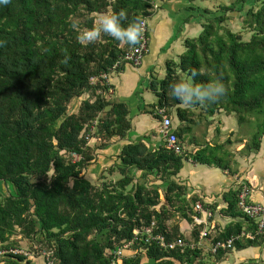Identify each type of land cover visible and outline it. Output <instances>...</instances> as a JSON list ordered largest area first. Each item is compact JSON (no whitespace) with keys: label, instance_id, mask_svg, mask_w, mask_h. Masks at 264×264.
Returning a JSON list of instances; mask_svg holds the SVG:
<instances>
[{"label":"trees","instance_id":"trees-1","mask_svg":"<svg viewBox=\"0 0 264 264\" xmlns=\"http://www.w3.org/2000/svg\"><path fill=\"white\" fill-rule=\"evenodd\" d=\"M156 1L162 0H11L6 7L0 5V182L12 188L0 194L2 264L30 262L27 254L13 252L23 249L20 239L43 246L45 258L53 264H201L196 258L202 252L197 242L203 225L194 224L186 237L178 224H166L176 216L175 211L189 222L190 213H195L185 198V186L175 176L188 158L238 174L233 153L222 151L230 138L212 145L204 138L199 141L191 126L204 122L207 127L211 120L206 115L222 109L236 117L241 137L235 141L243 143L242 153L247 156L260 149L264 138V0H251L244 11L241 22L250 32L249 39L224 23L231 18L230 12L238 5L242 9L248 0L219 3L220 13L206 18L198 35L181 38L183 52L178 51L176 59L165 57L164 73L153 75L151 71L148 88L156 97L154 110L164 108L169 116L175 110L182 121L173 131L176 137L191 132L188 143L200 147L188 151L178 141L183 149L176 153L165 142L156 149H149L142 140L127 142L117 161L100 175L99 184H94L82 171L94 159L95 148L105 147L113 137L124 138L131 128L128 105L112 97L109 76L124 70L128 62L123 56L135 45L107 35L82 45L71 21L78 20L81 29L89 28L96 15L123 9L127 14L123 24L136 18L145 22L143 37L148 51L146 20L159 9L158 18L167 11ZM186 10L183 16L199 12L197 5ZM202 11L213 13L208 8ZM175 22L169 23L176 27L163 50L179 37L181 26ZM193 70L207 74L197 77V82L219 77L226 95L210 105L188 108L171 97L169 84ZM85 93L87 97L79 100L77 110L69 113L72 100ZM93 137L95 146H90ZM134 169L141 170L143 177L155 173L167 182L166 204L159 210L155 208L160 201L157 187L134 182ZM115 170L120 178L106 180ZM240 184L222 193L226 205L220 213L230 221L222 229L214 226L212 234L204 238L209 252L211 243L233 239L229 247L211 252L218 260L232 251L260 246L264 240L263 234L257 233L255 220L238 207ZM203 205L211 208L213 216L216 204ZM151 222L153 236L162 235L166 242L182 237L186 245L167 248L157 237L146 240L142 228ZM125 244L128 246L123 247ZM118 247L122 249L120 258L115 254ZM27 251L36 252L33 245ZM44 264H48L46 260Z\"/></svg>","mask_w":264,"mask_h":264},{"label":"rangeland","instance_id":"rangeland-1","mask_svg":"<svg viewBox=\"0 0 264 264\" xmlns=\"http://www.w3.org/2000/svg\"><path fill=\"white\" fill-rule=\"evenodd\" d=\"M229 1L230 0H215V1L162 0L160 3H159V1H156V3L161 4V6H165L166 10L171 12L169 14V16H167V17L165 16V19L168 18L170 20L166 21L167 23L165 21L159 20L158 14L161 13L160 12L161 9H159L158 12L155 13L150 19L146 20L147 25H148V29H149V34H150V38L148 41V51H147L146 55L144 56V58L142 59L141 66L138 67V66H134L131 64H126L125 70H127V71L129 70L130 72H132V75H133L134 74L133 72H135L133 68H143L144 66H146L147 61H149V60L151 61L153 59V68H151L152 74L155 75L156 73H159V75H162V73H164V69H165L163 59H165V57H169V58L172 57L173 59H176L177 52L179 51L178 53L180 54L184 50L183 44L180 45V50L177 49V48H179V43H177L176 40H175V42H172V45H170L166 50L162 49V44L166 41L167 37H169L172 34L173 30H175L174 27L172 28L171 26H169V23L172 21L175 22V20H176L175 23L180 24V26H181L179 28L180 31H178L177 33L179 36L182 35V36H180L181 38L184 36L186 37L187 35L191 36V37L196 36L200 32L201 24L206 21V18L212 17L215 14L220 13V11H218L219 10V7H218L219 3L227 4V3H229ZM250 4H251V0H248L247 4L246 3L243 4L242 9H240L241 7H239V5H238L237 9L235 11L229 13L231 18L224 22L226 27L230 28L231 30H233L235 32L241 33L243 39H245V40L249 39L250 32L243 29V27H242L243 25H242L241 20L243 18L244 11L247 9L248 6H250ZM189 5H197L199 8V12L198 11L196 12L193 10L190 13L192 15H188L189 17L183 16L184 13L185 14L188 13L186 10V7ZM177 8H180V9L178 11H176ZM205 8H208L213 13L212 14L204 13L202 10H204ZM193 16L195 18H193ZM181 19L183 20V22H180V21H182ZM184 20H187V22H184ZM175 27H176V25H175ZM165 28H168V30H166ZM183 30H184V32H183ZM181 38H179L177 40H181ZM111 77H112V81L118 87V85L120 84V78L122 79V75L118 72H115L111 75ZM119 93L121 94L123 92L119 91ZM114 95L112 94V97L115 98L116 96H114ZM86 97H87V94L85 93L83 96L79 97L78 99H73L72 102L68 106V112L69 113L75 112L78 108L79 100L86 98ZM174 111L175 110H173L171 112V115L173 114L172 115L173 119L175 117ZM195 111H196V113L199 112L198 109H196ZM215 114H227V113L222 109V110L216 112ZM218 118H220V117L216 116V119L215 118L212 119V122L209 125L210 130L207 133H209V137L211 138V142H213V140L216 138H218L219 141H222V142H225L228 138H231L232 139V140L230 139L231 143L226 144L225 148H227L229 151L231 150L233 152L234 158L236 157V162H239V163H237V166L241 165V164L244 166L247 165V163L250 162L251 159L246 158L244 153H242V151H241L242 147L240 148V143L235 141V139L241 137V135H239V133L238 134L235 133L233 135L228 134L229 130L236 131L238 128L236 117L234 115L233 116L231 115V117L226 118V122L228 124L230 123L228 130H225L224 127H222V126L220 128V124L217 122ZM191 126L193 128L195 136L199 139V141H202L204 136L202 137V135L200 133L202 131V128L205 127L204 122H201V123L199 122L196 126H195V124H193ZM214 127H215V129H214ZM191 134H192L191 132H187L186 134H184L182 136V138H181V136L180 137L177 136L178 137L177 139H178V141H182L183 146H184V144L187 142L188 138L191 137ZM262 141H263V143H262L263 146H262V151L260 154V159L257 160L260 162V166L257 167L260 171L254 170L253 175H251V173L247 174L245 172L243 175L246 178H248V179H246L248 181V183L251 179H253V180L257 181L259 184L258 185L259 188H256V191L253 192L252 198L257 199L258 196H261L263 198V200L260 199L261 201L258 200L259 202L258 201L254 202V201H250L249 200L250 196H248L249 199L247 198V201L250 203H259L262 206H264V138L262 139ZM94 143L95 142H92V141L89 142V144H91L92 146L94 145ZM222 153H224V152H222ZM224 154H226V152ZM188 160L183 161V167H187L189 165L188 163H190V162H188ZM98 165H99V161L89 165L86 168L87 169L86 178L89 181H94V184H99L100 176H96L94 178L92 176L93 175L92 173L94 172L92 168H96V167H98ZM105 165H106V162L103 161V164L101 166V170L102 169L104 170ZM205 167L206 166H202L199 168H205ZM97 171H98V169H97ZM97 171L94 172V175L96 173H100V171H98V172ZM107 176L111 180H114V181L117 180L118 178H120V174L117 170L112 172V174H108ZM234 176H237V181H239L238 183H246L245 179H242V177L239 176V174H235ZM247 188H248V185H247ZM11 190H12V188L10 185L3 183V182H0V194H6L7 192H10ZM175 214H176V216H173L169 220L170 224L171 223L172 224H175V223L179 224L182 221V219H184L180 215V213H175ZM212 219H213V216L210 218V220L208 221V224H207V231H208V233L210 232L211 234H212V231H214L213 230L214 226L218 225L219 229H222V227H224V225L228 223V220L230 221L229 217L222 215L218 210H217L216 215L214 216V219H213L216 221V223H215V221L213 223L210 222ZM253 219L255 220V224L257 226V219H255V218H253ZM193 226H195V225H193V223H192L191 229L190 228L186 229V230H190L188 232H185L184 230L181 231L182 235L189 237ZM188 227H190V226H188ZM203 228H204V225L200 229H203ZM257 233L263 234V238H264V226L262 227V229L260 231L257 230ZM13 237L14 238L15 237L20 238L19 235H15ZM208 244H209V242L206 239L200 240L199 243L197 242V246L199 248H201L202 252H201V255L197 256L196 262L200 261L201 264H264V240L258 248L251 247V248H255V249L252 250L250 248V249H248V251L246 250L247 253H239V252H237V250H236V253H235V251H232V252L224 255V257L222 259L220 258L219 260L211 252H209ZM31 245L34 246V248L36 250L35 253H28L27 249ZM20 247L23 248L22 250H26L25 254H27V257L30 260L29 263L23 262V264H44L45 260L47 261L48 264H53V262L50 258H48V257L45 258V253H46L45 248L43 246H41L40 244L32 243L29 241L27 242L26 239H24V240L20 239ZM14 250L16 252L22 251L21 249H14ZM3 251L4 250H1V252H3ZM1 258H2V256L0 255V260H1ZM146 262H147V259H142V263H146ZM175 263L178 264L177 261H175ZM0 264H2L1 261H0Z\"/></svg>","mask_w":264,"mask_h":264},{"label":"crops","instance_id":"crops-1","mask_svg":"<svg viewBox=\"0 0 264 264\" xmlns=\"http://www.w3.org/2000/svg\"><path fill=\"white\" fill-rule=\"evenodd\" d=\"M165 13L167 17L171 12L164 11L163 14H161L159 17L160 21L166 22L170 20L168 18L165 19L164 17ZM165 29L168 30V28H165ZM171 36L172 34L169 37H167L166 41L162 44V47L165 46L166 42L171 39ZM180 36L177 39L181 38ZM177 39L176 41L180 45L182 41L177 40ZM172 42H175V40ZM172 42L170 43V45H172ZM126 64H129V63H126ZM134 66L139 67L141 66V63L139 65H134ZM151 68H153V59L151 61L150 60L147 61L146 66H144L143 68H133L135 71L133 72L134 73L133 75H132V72H130L129 70L128 71L125 70V67H124V70L122 72H118L122 75V79L120 78V84L118 85V87L112 81V77H111L112 74L109 76V82L113 84V88H111V91H112L111 94L114 93L115 94L114 96H116L117 99L125 101L128 105V111H129L128 118L131 123V128L128 130L127 135L124 138L113 137L105 147L95 148V155H94L95 157L87 165L88 167L89 165L99 161L98 167L92 168L94 172H96L97 169L98 171H100V173H96L95 175H94V172L92 173L93 174L92 176L94 178L96 176H100L102 173L104 174L105 172L104 170L117 161V154L120 148L122 147L123 144L127 142L142 140L145 142V144L148 146L149 149H156L160 145H162L164 142L166 143L165 137L159 131L161 118L160 116H156L157 109L154 110L157 107L152 106V104L156 102V97L154 93L148 88L149 80L151 79V71H152ZM119 91H122L123 93L120 94ZM172 115L170 114V117L172 119V130H174L178 125L182 124L181 123L182 121H180L176 117V115L173 119ZM231 115L232 114H213L212 116L206 115V118L207 120L209 121L211 120L212 122V119L214 118L216 119V116L220 117L217 119V122L220 124V128L222 126L224 127L225 130H228L230 123L228 124L226 122V118L231 117ZM209 125L207 127H204L206 129L202 128V131L200 133L202 135V133L204 132L203 138L205 139V141H208L212 145H214L215 143H218V144L223 143L222 141H219L218 138L214 139L215 141L213 140V142H211L209 133H207L210 130ZM237 130L236 131L229 130L228 134L232 132V135H233L237 133ZM188 140L184 144V146L187 148L188 151H194L200 147V146L195 145V143H188ZM90 141L96 142V138L93 137L90 139ZM239 143H240V148H241L243 146V143L242 142H239ZM262 143L263 141H261L260 149L257 152H252L249 154V156L245 155L246 158L251 159L250 162L247 163V165L244 166L241 164L237 166V169H238L237 173L239 174V176L242 177V179H245L248 185V190L250 189L249 190L250 195H248L250 196V199L249 198L248 199L254 202L260 199L263 200L261 196H258L257 199L252 198L253 192L256 191V188H259L258 186L259 184L257 181L253 179H251L248 183V181L246 180L248 178H246L243 174L246 172L247 174L251 173V175H253L254 170L260 171L257 168L260 166V162L257 160L260 159V154H261L262 146H263ZM90 146L92 145L90 144ZM93 146H95V143ZM224 150H228V149L227 148L225 149V147H223L222 151ZM230 152L232 151L230 150ZM188 159H187L188 162H190L188 163L189 165L187 167H183L182 165L181 169L175 176V180H177L180 184H183L185 186V198L188 199V201L190 202V206H193V209H194V205L192 204H195L196 202L200 203L203 207H204L203 205L204 203L207 204V206L215 203L216 208H215V213L213 215V219H214V216L216 215L217 210L220 212V209L226 205L224 200L222 199V193L226 191L228 188L236 187L240 184L238 183L239 181H237V176H234L228 173L227 170H222L218 167L200 164V163L194 162L191 158H188ZM103 161L106 162V165L104 167V170L103 169L101 170ZM202 166H206V167L199 168ZM86 168L83 169L82 171V174H84L85 177H86V172H87ZM133 174L135 175L134 182L144 181L145 184L147 185H154L157 187L160 201L157 205H155L156 210H159L163 204L164 205L166 204V201L164 198V194H165L166 187H167L166 181H162L158 179L155 173H148L147 177L146 176L143 177L141 170L134 169ZM105 179L111 180L108 176H106ZM91 182L94 183V181H91ZM194 198H196V200L192 201V199ZM175 213H178V212L175 211ZM196 214H197L196 212L190 213V217L192 218V221L190 222L187 221L186 219H182V221L178 224L179 230L180 231L184 230L185 232L190 231L186 229H189V228L191 229L192 223L194 225L193 217ZM213 219L210 222L213 223L215 221ZM166 224L167 226H170L172 223L170 224L169 220H167ZM258 247L259 246L255 248H258ZM250 248L251 247L238 250L237 252L247 253L248 249ZM255 248H251V249L253 250ZM235 253H236V250H235Z\"/></svg>","mask_w":264,"mask_h":264},{"label":"clouds","instance_id":"clouds-1","mask_svg":"<svg viewBox=\"0 0 264 264\" xmlns=\"http://www.w3.org/2000/svg\"><path fill=\"white\" fill-rule=\"evenodd\" d=\"M114 2V0H113ZM11 0H0V5L7 6ZM127 20L125 10L119 12L108 10L98 14L92 27L80 28L78 20L71 21V27L77 32V40L82 45L96 43L102 36L107 35L123 44L136 45L142 40L144 24L136 18L126 25L122 22ZM64 63H67V58ZM207 74L193 70L188 76L178 79L169 84V93L186 108L195 105L207 106L219 101L226 95L227 89L219 77H210L197 82V77Z\"/></svg>","mask_w":264,"mask_h":264},{"label":"built area","instance_id":"built-area-1","mask_svg":"<svg viewBox=\"0 0 264 264\" xmlns=\"http://www.w3.org/2000/svg\"><path fill=\"white\" fill-rule=\"evenodd\" d=\"M145 27V22L142 21ZM147 51V40L142 37V40L139 44H136L134 47L129 49L125 52L123 56V60L127 61L128 63L132 65H139L142 61V58L144 57L145 53ZM114 67H117V64L114 65ZM106 77V76H105ZM83 96V95H82ZM157 114L160 116V128L159 131L163 134V136L166 139V143L169 147H171L176 153H181L183 147L178 143L177 137L175 133L172 130V119L171 117L165 112L164 108H159L157 110ZM74 157H76L75 154H73ZM241 191L238 195V207L249 217L257 219V230L260 231L262 227L264 226V206H262L259 203H250L247 201V196L249 194L248 188L246 183H241ZM194 211L197 213L193 217L194 224L197 225H204L203 229H200L199 231V242L201 239H204L208 235L207 231V224L210 218L212 217V211L209 208L203 207L200 203L196 202L194 204ZM154 227V222H151L147 226H143L142 230L145 231V234L147 236L146 240H151L155 237L158 238L161 246L167 247V248H174L176 246L178 247H184L186 245V242L182 237H177L172 241L166 242L162 235L157 234V236L152 235V229ZM134 233H138V229L134 230ZM243 234V233H241ZM246 235H249L251 238H253L254 235H250V233L246 232ZM232 238L227 239L226 242L222 241H216L211 243L210 250L211 252H214L217 250L218 247H229L232 244ZM128 245L125 244L123 247H127ZM192 247V245H190ZM13 252H16L13 250ZM18 253H25V251H20ZM115 254L117 255V258H120L122 255V249L116 248Z\"/></svg>","mask_w":264,"mask_h":264}]
</instances>
